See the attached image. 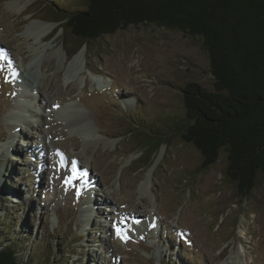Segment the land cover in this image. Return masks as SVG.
Segmentation results:
<instances>
[{"label":"rangeland","instance_id":"374dc122","mask_svg":"<svg viewBox=\"0 0 264 264\" xmlns=\"http://www.w3.org/2000/svg\"><path fill=\"white\" fill-rule=\"evenodd\" d=\"M55 4L0 0V223L22 241L18 254L53 264H264V176L241 197L224 152L201 169L199 152L171 132L184 116L179 87L212 88L201 40L131 25L72 54L73 38L46 13ZM42 21L54 27L39 39ZM138 122L168 135L140 169L134 138L121 136Z\"/></svg>","mask_w":264,"mask_h":264},{"label":"trees","instance_id":"16d2710c","mask_svg":"<svg viewBox=\"0 0 264 264\" xmlns=\"http://www.w3.org/2000/svg\"><path fill=\"white\" fill-rule=\"evenodd\" d=\"M53 1L59 11L46 13L73 38L72 54L131 25L152 24L199 38L212 88L197 81L179 87L184 116L173 120L171 132L199 152L201 169L224 152L225 175L234 181L239 196H249L258 177L264 176V0H80L81 6L73 10ZM140 124L121 134L134 138L139 169L168 142L165 133L144 130ZM11 227L0 223V264H53L46 262L47 256L34 263L18 254L22 241L8 236Z\"/></svg>","mask_w":264,"mask_h":264},{"label":"bare ground","instance_id":"6f19581e","mask_svg":"<svg viewBox=\"0 0 264 264\" xmlns=\"http://www.w3.org/2000/svg\"><path fill=\"white\" fill-rule=\"evenodd\" d=\"M41 26V29L38 30V34L39 35V39H41L42 37H44L47 32H49L53 27H54V23L52 22H46V21H42V23L40 24ZM54 51H52L51 53H53ZM50 53V54H51ZM83 58V51H79L73 58L72 62H76L79 60V59H82ZM130 214H133V217L136 218L138 212H135V211H132V212H125V215L126 216H129ZM140 220H138L139 222ZM136 225L137 223H133V227L136 228ZM242 261V260H241Z\"/></svg>","mask_w":264,"mask_h":264},{"label":"snow or ice","instance_id":"6c2138e0","mask_svg":"<svg viewBox=\"0 0 264 264\" xmlns=\"http://www.w3.org/2000/svg\"><path fill=\"white\" fill-rule=\"evenodd\" d=\"M117 234L119 235V229L117 230Z\"/></svg>","mask_w":264,"mask_h":264}]
</instances>
